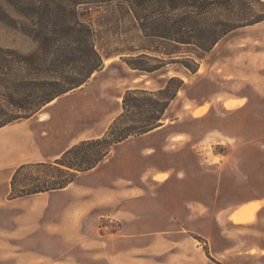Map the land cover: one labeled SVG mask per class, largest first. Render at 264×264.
Listing matches in <instances>:
<instances>
[{
	"label": "rangeland",
	"instance_id": "obj_1",
	"mask_svg": "<svg viewBox=\"0 0 264 264\" xmlns=\"http://www.w3.org/2000/svg\"><path fill=\"white\" fill-rule=\"evenodd\" d=\"M140 36L95 33V50L102 56V68L84 85L55 99L31 118L0 129V180L11 172L13 175L18 163H51L72 142L107 131L118 112L123 113L125 80H156L153 87L165 84L164 89L173 76L184 83L181 93L211 102L209 116L192 120L179 115L174 106L169 114L179 120L177 126L151 140L134 142L100 176L79 174L66 192L21 197L17 206L7 201L11 200L10 193L1 196L0 230L7 236L5 242L0 241V249L11 254L0 264H15V254L23 257L17 264H31L33 257L39 259L36 264H115L109 257L110 250L118 254L127 246L142 244L141 240L129 244L124 241L126 236L181 231L199 240L221 229L214 219L223 217V213L227 217L234 209L250 211L241 223L250 222L256 210L252 206L257 202L243 204L255 200H261L262 206L250 224L234 226L231 220V224L225 223V246L237 244L245 252L251 249V254H232L225 258V264H264V257H258L264 254V22L223 37L202 60H196L197 78L186 81L180 76L188 78L192 73L178 63L151 73L131 69L130 62L123 60L130 57L129 47L143 43ZM149 45L152 50L160 49L158 41H150ZM37 46L30 35L0 25V47L28 55L36 52ZM152 55L161 58L158 53ZM135 65L149 70L161 67L156 60L135 61ZM148 94L129 100L155 104L165 97L158 92ZM224 98L241 100L231 99L224 108ZM159 109L160 103L154 109L130 107L122 122L142 125L143 115L139 112L156 117ZM197 112L195 116H199ZM174 130L188 133V142L173 147L165 144ZM148 144L155 146L156 152L146 158L141 151ZM165 146L167 150H163ZM113 154L117 156V151ZM156 166L181 177L170 178L166 185L142 183L139 173ZM30 175H35V170L24 172L20 178ZM118 183L134 191L97 206L88 201L93 188L114 189Z\"/></svg>",
	"mask_w": 264,
	"mask_h": 264
},
{
	"label": "trees",
	"instance_id": "obj_2",
	"mask_svg": "<svg viewBox=\"0 0 264 264\" xmlns=\"http://www.w3.org/2000/svg\"><path fill=\"white\" fill-rule=\"evenodd\" d=\"M262 22V0H0V25L30 35L38 45L28 55L0 47V129L31 118L102 68L95 33L141 35L143 43L129 47L130 57L123 60L135 71L151 73L178 63L194 74L196 60H202L223 37ZM150 41H158L160 49L152 50ZM144 60H156L161 67L149 70L135 65ZM183 86L182 80L169 78L158 92L165 97L155 104L133 103L129 98L149 94L127 91L123 113L101 138L81 141L51 163L19 166L11 177L9 199L62 190L103 162L116 145L159 128L165 110ZM158 103V116L138 113L143 115L142 125L122 122L130 107L154 109ZM32 170L35 175L20 178Z\"/></svg>",
	"mask_w": 264,
	"mask_h": 264
},
{
	"label": "crops",
	"instance_id": "obj_3",
	"mask_svg": "<svg viewBox=\"0 0 264 264\" xmlns=\"http://www.w3.org/2000/svg\"><path fill=\"white\" fill-rule=\"evenodd\" d=\"M198 72L195 74H190V76H187L188 78H185L183 76H180L181 79L191 80L194 78H197ZM173 76H170L171 78ZM165 78V77H164ZM156 80L148 81L145 79H132V80H125L122 82V85L125 87L123 92L129 91V90H138V91H145L147 93H154L159 92L163 89V86H159L158 88H154V84ZM182 91L183 89L178 91L177 97L172 100L165 110L162 119L160 122L163 123V125L147 134H144L142 136L136 137V138H129L126 141L116 145L113 150L110 152V154L106 157V159L98 164L95 168L91 169L88 172L82 173L83 176L86 174H93L95 177L100 176L105 172V169L107 167H110L111 164L113 165L115 162L119 160L121 157V154L129 149H131L134 142L140 141V140H151L153 136L159 135L165 131H168L169 129H173L177 124L179 123L178 119L170 117L169 112L171 111L172 107L175 106V109H177V112L179 115H187L192 120H202L209 116V112L211 110V102L210 101H202L200 102L198 99H195L194 97H188L186 96ZM118 99H121L120 97ZM241 100L239 98H224L223 99V107L225 108V103L229 100ZM180 102V106H177V104ZM178 107V108H177ZM242 106L233 109L238 110ZM199 109H204L203 113L199 116H195L194 113L198 111ZM121 111L118 112L115 118L120 116ZM106 133V130L102 132H97L94 135L91 136H85L82 139L78 141L72 142L68 147L60 151L57 155L54 156V159L59 158L60 155L71 148L72 146L80 143L81 141L85 140H91V139H97L101 138ZM189 139V134L184 131L174 130L167 136L165 139V144L172 146H180L183 144H186ZM163 150H167V146L163 148ZM114 151H117V156L113 154ZM156 152V148L153 145L147 146V148H144L141 153L144 157L149 158ZM23 163H18L17 166H20ZM165 175L166 178L164 180L157 179L158 176ZM139 179L143 182L148 183H157L158 185H166L169 183L170 178H180L181 175L178 173L173 172V170H168L166 167H148L142 172L139 173ZM12 177L11 174L4 180H0V197H6L11 190L10 181ZM85 180H89V178L84 177ZM87 178V179H86ZM159 180V181H157ZM74 183V182H73ZM69 184L66 188L62 190H57L53 192H45V193H38L34 195L27 196L30 197H39L44 195H53L60 192H66L69 190V188L72 186V184ZM130 183V182H129ZM117 186V187H116ZM125 183H118L115 185V188H93L92 195L90 197V200L93 203V205H101L103 203H108L110 198H117L118 196H125V195H131L132 191L134 189L132 187H126ZM136 194V193H134ZM24 198V197H23ZM23 198H16L7 200L9 204H13V206H17V202L20 203L19 200ZM257 202V203H255ZM250 203H255L252 207H255V212L262 206L261 200H255L248 203H245L243 205H247ZM261 203V204H260ZM242 205V206H243ZM94 206V207H95ZM240 206V207H242ZM239 207V208H240ZM245 208L240 209H234L232 210L227 217H225V213L223 217H216L214 219L215 224L221 229L218 230V228L215 229V232L207 237H202L201 239H190L187 234H183L181 231L178 232H168L165 234H141L136 237L134 236H126L124 241L129 243L134 242V240H141L142 244L137 247L130 248L127 246V248L124 251H118L120 253L115 254L113 250H110V258L115 264H225V258L229 257L232 254H241V253H248L251 254V249L245 252L244 247H240V245L237 244H229L225 246V223L233 222L232 224H235L234 226H240V225H246L250 224L253 221L254 214L252 215V220L248 223H235L232 220L233 214L236 212L243 210ZM231 216V217H230ZM18 220V219H17ZM231 220V221H230ZM174 222L178 224L177 221L174 220ZM233 226V225H232ZM17 232V231H16ZM16 232L11 233L12 235L16 234ZM5 236V237H4ZM7 233L4 230H0V241H6ZM10 236V235H9ZM239 244V243H238ZM206 246L207 248H205ZM135 248V249H134ZM243 251V252H242ZM11 252L0 249V261L3 262L4 259H7L9 257ZM15 258L12 260L15 264L19 262L23 257L21 254H15ZM259 258H263L264 254H259ZM39 259L35 260V257L30 258L31 264H36L35 262H38Z\"/></svg>",
	"mask_w": 264,
	"mask_h": 264
},
{
	"label": "bare ground",
	"instance_id": "obj_4",
	"mask_svg": "<svg viewBox=\"0 0 264 264\" xmlns=\"http://www.w3.org/2000/svg\"><path fill=\"white\" fill-rule=\"evenodd\" d=\"M108 62L109 61H106L105 64H107ZM201 114H202V110L199 109L196 115H201ZM249 216H250V211L240 210V211L236 212L235 214H233L232 220L235 223H241L243 221H246Z\"/></svg>",
	"mask_w": 264,
	"mask_h": 264
}]
</instances>
